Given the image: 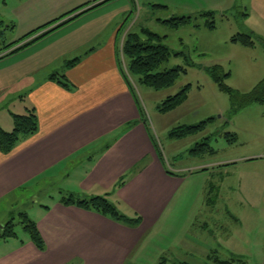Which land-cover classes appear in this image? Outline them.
Instances as JSON below:
<instances>
[{"label": "crops", "instance_id": "1", "mask_svg": "<svg viewBox=\"0 0 264 264\" xmlns=\"http://www.w3.org/2000/svg\"><path fill=\"white\" fill-rule=\"evenodd\" d=\"M120 1L121 8L110 5ZM250 6L257 10L251 9L256 19L248 24L252 15L245 14L250 31L243 33L251 34L264 51V0H250ZM129 11L125 0L86 10L27 47L22 52L30 53L16 59L7 73L0 69V101H12V108L7 103L0 108V127L11 131L12 114L29 110L38 120L36 133L21 139L7 154L0 151V205L56 173L63 174L66 166L78 164V186L86 197L104 196L119 213L140 216V224L131 227L75 205H64L59 196L42 206L40 215L32 220L43 249L28 235L9 248L0 247V264H133L150 238L162 237L186 168L171 170L166 166L122 76L119 55L127 32L119 41L118 31ZM103 35V42L67 60L78 59L73 66H64L63 75L70 87L51 79L57 73L40 80L34 77L32 71L45 59L66 56L74 51L70 46L82 47ZM62 45L64 53H60ZM11 86L15 89L6 93V87ZM202 170L218 176V183L209 182L204 187L199 206L205 211L198 225L204 234L181 236L174 241L175 250L195 254L201 249L209 262L232 264L246 257L248 261L246 248L250 244L256 253L254 263L264 264V235L251 239L254 220L245 216L247 210L264 206V152L231 156L207 163ZM121 177L124 183L117 187ZM220 248L228 258L219 256ZM166 261L162 257L161 262Z\"/></svg>", "mask_w": 264, "mask_h": 264}, {"label": "rangeland", "instance_id": "2", "mask_svg": "<svg viewBox=\"0 0 264 264\" xmlns=\"http://www.w3.org/2000/svg\"><path fill=\"white\" fill-rule=\"evenodd\" d=\"M90 1L92 0H0V20L3 22V28H6L5 42H16L32 32H37L35 36L44 31L42 27L48 22ZM111 1L117 0H109L105 4ZM125 1L130 11L124 14L119 23V41L126 32H139L141 28H146L164 36L163 43L173 53H181V55H171L167 61L159 65L157 70L163 71L176 66L186 69V72L181 73L172 86L161 90H153L139 84L129 76L144 118L166 166L171 170L186 168L184 182L174 196L177 204L170 221L163 230L162 237L150 238L144 252L133 264H178L181 261L189 264H214L206 259L201 249L195 254H181L175 250L174 241L181 236L197 238L204 234L203 229L198 226L205 217V211L202 207L199 208L204 198V187L206 188L209 182L218 183L216 172L212 174L203 172L202 168L205 164L231 156L264 152V105L252 103L234 115H229V96L218 89L210 74L211 69L218 66L220 75L228 74L223 78L224 83L241 94L251 91L263 78L264 51L257 40L252 38L254 41L252 47H244L230 40L234 35L250 31L246 25L245 14L252 15L247 22L251 24L256 19L251 9L253 12L257 10L250 6V0ZM110 5L121 8L122 1ZM210 10L214 11L213 18L205 14ZM182 16L190 17L191 21L177 27H171L160 21ZM208 21H213L214 28L208 27L206 24ZM48 36L49 34L45 37ZM43 38L35 40L13 54L0 58L1 73H7L9 66L16 59L30 53L22 51ZM104 38V35L99 36L82 47L70 46L69 50L74 48V51L66 56L45 59L32 71L35 73L34 77L40 80L51 73L61 76L67 60L97 46L98 43L104 41ZM60 53H64V45L61 46ZM119 57L125 69L124 58L121 54ZM186 85H190V88L183 103L166 113L157 110V106L167 96L178 93ZM12 87H6V93L15 89ZM4 92L2 91V99L6 97ZM2 102L3 100L0 101L2 104L0 108H3L6 103L12 108V101ZM8 109L2 110V113H7ZM208 118H213L214 121L208 123L202 131L180 139L169 136V131L180 124H198ZM225 132L235 133L236 140L228 142L224 137ZM204 140L208 141L214 153L194 154L192 150L196 149L198 143L205 142ZM66 167L68 170L64 172L63 169V174L56 173L23 193L7 198L0 205V230L2 224L12 218L15 232V237L5 239L6 242L1 239L0 247L9 248L8 245L28 239V232L20 223L21 213H26L30 220H35L40 215L42 206L57 200L61 194L73 193L79 197L86 195L78 186L80 177L76 169L79 165ZM219 214L223 215L222 212ZM241 215L244 216V213ZM245 216H251L254 220L249 237L251 239L262 237L264 235V206L261 205L252 211L247 210ZM246 249L248 261L246 257L245 262L236 260L232 264H255L256 253L252 250V246L247 244ZM219 256L228 258L229 255L220 248ZM162 257L167 261L161 262Z\"/></svg>", "mask_w": 264, "mask_h": 264}, {"label": "trees", "instance_id": "3", "mask_svg": "<svg viewBox=\"0 0 264 264\" xmlns=\"http://www.w3.org/2000/svg\"><path fill=\"white\" fill-rule=\"evenodd\" d=\"M109 0H92L90 2L84 3L70 11L63 16L48 22L42 29L43 32L34 36L37 32H32L30 35L12 43L5 42V30L3 28V22L0 20V58L13 54L16 51L30 45L35 40L49 34L50 32L56 30L60 26L71 21L75 17L84 13L86 10L100 6ZM92 4V5H91ZM91 5V7L82 10L86 6ZM81 10V11H80ZM79 11V12H78ZM205 14L213 18L214 11H207ZM162 23H166L171 27H177L181 24H185L191 21L190 17H178L171 18L169 20H160ZM209 28H214L213 21L206 22ZM49 27V28H48ZM41 29V28H40ZM253 36L249 33H241L231 37V42L239 43L244 47H252L254 45ZM164 36H160L146 28H141L139 32L129 31L122 42L121 53L125 62V69L121 67V73L125 82L129 85L131 93L135 98V102L139 107V113L141 117H144L142 109L138 103L135 96L131 80L129 76L136 80L139 84L145 85L153 90H161L163 88H168L172 86L175 80L179 77L181 73H185L186 69L181 66H176L171 69H166L163 71H158L157 68L163 62L167 61L171 55H181V53L172 52L169 47L163 43ZM264 45V43H263ZM78 59L67 62L66 68L76 64ZM121 63V62H120ZM128 73V74H127ZM211 77L218 89L229 96L230 109L229 115H234L240 109L246 107L249 104L257 103L264 105V76L255 85V87L248 93L241 94L230 87H228L223 78L228 76V74L219 73V67L215 66L211 69ZM51 79L55 80L57 83L61 84L63 87H70L66 77L62 74L57 76V74L51 75ZM190 85L183 87L178 93L167 96L158 106L157 110L161 113H166L174 110L187 98V93L189 91ZM13 118V129L11 131H5L0 127V151L4 154L9 153L15 145L21 141L26 136L33 135L38 129L37 115L34 111L29 110L25 114L18 115L12 114ZM145 119V118H144ZM213 118H208L205 121H201L198 124L187 125L180 124L169 131V136L171 138H184L186 136L195 134L199 131L204 130L208 123L213 122ZM146 124V120H145ZM148 128V124H147ZM151 139L155 145V148L159 150L158 145L150 131L148 129ZM224 137L228 142H234L236 140V134L231 132H225ZM200 142L197 144L196 149L192 150L194 154L201 152H211L213 151L210 147L208 141ZM198 148V149H197ZM124 183V177H121L117 181L116 186H121ZM60 201L64 205H75L84 210L93 211L99 213L103 216L109 217L112 220L126 224L131 227H136L141 222V217L136 216L130 218L118 212L115 205L109 202L104 196H92V197H78L73 195V193L61 195ZM20 223L23 225L25 231L33 242V244L39 248L43 249V240L39 233L36 224L28 218L26 213H21ZM9 237H15L14 223L11 218L4 224H2L0 230V240L7 239Z\"/></svg>", "mask_w": 264, "mask_h": 264}]
</instances>
